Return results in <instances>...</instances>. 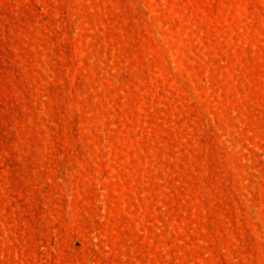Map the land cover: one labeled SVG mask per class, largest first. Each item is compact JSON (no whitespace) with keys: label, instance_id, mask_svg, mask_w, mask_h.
<instances>
[{"label":"rangeland","instance_id":"1","mask_svg":"<svg viewBox=\"0 0 264 264\" xmlns=\"http://www.w3.org/2000/svg\"><path fill=\"white\" fill-rule=\"evenodd\" d=\"M0 264H264V0H0Z\"/></svg>","mask_w":264,"mask_h":264}]
</instances>
